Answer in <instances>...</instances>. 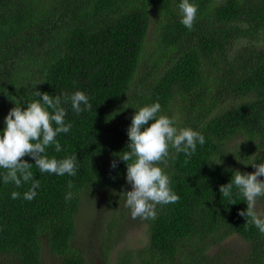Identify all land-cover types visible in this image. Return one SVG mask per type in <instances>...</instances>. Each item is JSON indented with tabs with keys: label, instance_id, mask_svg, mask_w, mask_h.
Here are the masks:
<instances>
[{
	"label": "trees",
	"instance_id": "trees-1",
	"mask_svg": "<svg viewBox=\"0 0 264 264\" xmlns=\"http://www.w3.org/2000/svg\"><path fill=\"white\" fill-rule=\"evenodd\" d=\"M189 2L198 6L192 30L180 23L181 0H0V134L13 107L42 99L35 91H81L92 105L77 116L62 104L72 129L56 137L59 153L46 149L58 160L77 155L75 177L42 174L24 157L40 181L28 201L31 182L5 184L0 169V264H87L78 215L97 198L110 216L104 264H264V234L238 215L246 201L235 187V204L219 191L234 171L264 163V0ZM156 102L205 144L191 157L171 150L167 167L158 165L179 201L157 205L155 219H132L119 158L136 110ZM138 225L147 226L149 244L113 261L116 244ZM235 236L246 247L234 255L222 244Z\"/></svg>",
	"mask_w": 264,
	"mask_h": 264
},
{
	"label": "clouds",
	"instance_id": "clouds-1",
	"mask_svg": "<svg viewBox=\"0 0 264 264\" xmlns=\"http://www.w3.org/2000/svg\"><path fill=\"white\" fill-rule=\"evenodd\" d=\"M179 11L180 23L192 30L198 6L189 0H181ZM34 95L42 99L29 102L26 107H13L4 119L5 127L0 134V169L3 170V182L13 183L18 188L22 183L31 182V187L24 193V199L28 201L36 197L40 181L34 179L31 171L34 166L23 158L31 157L42 174H67L75 177L78 171L77 155L58 160L55 157L49 158L46 149L54 145L55 151L59 153L62 148L56 137L62 133L67 134L72 129L71 123H65L67 111L62 104L70 103L77 116L92 109L89 97L81 91L55 97L35 91ZM160 112L159 102L136 110L127 130L128 151L122 152L119 158L126 164V182L131 186V190L124 195L125 206L130 209L132 219H155L157 205L179 201V196L170 187L169 175L158 165L167 167L171 150L191 157L196 152L197 144H205V137L201 133L191 128L178 129L174 118L159 114ZM171 158L175 159V156ZM187 162L186 160L185 163ZM222 163L220 160L219 164ZM116 167L117 161L113 160L111 168ZM252 167L255 169L253 173L234 171L232 180L220 186L219 191L222 197L231 201V205L235 204L231 200L235 187L247 204L246 211H240L238 215L246 218V225H254L264 234V214L256 211L257 200L264 197V180L260 179L264 177V163L254 164ZM67 187H73L72 181H68ZM19 195L18 192H13L12 198L17 199ZM72 197L73 193L69 191L65 200L69 201Z\"/></svg>",
	"mask_w": 264,
	"mask_h": 264
},
{
	"label": "rangeland",
	"instance_id": "rangeland-1",
	"mask_svg": "<svg viewBox=\"0 0 264 264\" xmlns=\"http://www.w3.org/2000/svg\"><path fill=\"white\" fill-rule=\"evenodd\" d=\"M239 143V139L234 140L233 147ZM257 155H253L256 158ZM264 180V179H263ZM264 206L257 200L256 211L260 213ZM110 219L107 209L104 205L99 206V198L93 204L85 203L78 215V237L86 241V259L87 264H104L101 257L102 233L107 230V223ZM149 244V236L146 225H138L127 230L122 239L116 244L111 253V259L117 261L122 251L132 252L135 257L142 248ZM222 245H228L233 248L234 255L239 254L246 247L245 241L235 236L227 240Z\"/></svg>",
	"mask_w": 264,
	"mask_h": 264
}]
</instances>
